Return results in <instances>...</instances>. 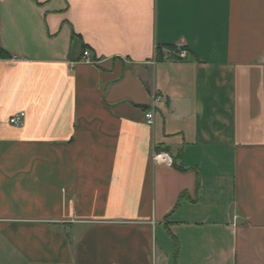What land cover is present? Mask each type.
Segmentation results:
<instances>
[{
    "label": "crops",
    "instance_id": "crops-1",
    "mask_svg": "<svg viewBox=\"0 0 264 264\" xmlns=\"http://www.w3.org/2000/svg\"><path fill=\"white\" fill-rule=\"evenodd\" d=\"M0 48V264H264V0H0Z\"/></svg>",
    "mask_w": 264,
    "mask_h": 264
},
{
    "label": "built area",
    "instance_id": "built-area-1",
    "mask_svg": "<svg viewBox=\"0 0 264 264\" xmlns=\"http://www.w3.org/2000/svg\"><path fill=\"white\" fill-rule=\"evenodd\" d=\"M187 53H188L187 50L183 49L179 51L178 56L183 58L187 55ZM88 56H89V52L85 51L84 57L88 58ZM146 118H147L148 123L153 124L154 123V111L148 110L146 112ZM25 119H26V112L21 110V111L14 113L10 117L9 122L14 126L21 127L24 125ZM152 159L155 164H165L168 166L174 165V158L172 154L165 150L154 151L152 155Z\"/></svg>",
    "mask_w": 264,
    "mask_h": 264
},
{
    "label": "trees",
    "instance_id": "trees-1",
    "mask_svg": "<svg viewBox=\"0 0 264 264\" xmlns=\"http://www.w3.org/2000/svg\"><path fill=\"white\" fill-rule=\"evenodd\" d=\"M166 47L169 48L170 50H178L177 46L174 44H168V45H166ZM0 56L1 57H7V56H9V54L4 49L0 48ZM156 57H157V60H162L164 58V55L162 52V47H160V46L157 47ZM174 165H176L175 160H174Z\"/></svg>",
    "mask_w": 264,
    "mask_h": 264
}]
</instances>
